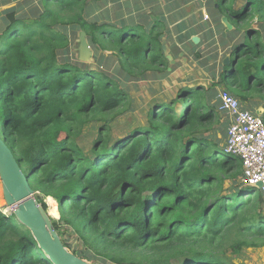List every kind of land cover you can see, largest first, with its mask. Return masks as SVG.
Listing matches in <instances>:
<instances>
[{"label":"trees","instance_id":"1","mask_svg":"<svg viewBox=\"0 0 264 264\" xmlns=\"http://www.w3.org/2000/svg\"><path fill=\"white\" fill-rule=\"evenodd\" d=\"M88 1L22 0L6 13L0 33V138L37 203L45 212L44 199L58 204L59 220L51 223L59 238L68 225L82 247L72 253L100 264H234L226 242L231 255L264 247L259 190L242 181L238 158L203 135L218 123L207 90L180 89L175 99L153 103L145 125L112 139L109 124L129 109V94L98 69L100 60L96 68L65 57L66 26L85 33L95 56L115 51L122 80L138 82L166 76L161 46L171 30L162 17L151 25L101 23L89 17ZM232 2L217 0L229 21L256 16L260 25H246L228 49L217 84L264 110V0L237 9ZM175 29L180 42L188 39L182 22ZM90 122L98 123L97 138L86 154L77 140ZM139 250L141 257L133 253ZM0 264H51L3 210Z\"/></svg>","mask_w":264,"mask_h":264},{"label":"rangeland","instance_id":"2","mask_svg":"<svg viewBox=\"0 0 264 264\" xmlns=\"http://www.w3.org/2000/svg\"><path fill=\"white\" fill-rule=\"evenodd\" d=\"M21 1L0 0V33L5 28L6 13L15 9L16 5ZM244 4L245 0H233L231 5L237 9ZM86 5L90 7L89 17L97 19L101 23L110 22L111 24H117L119 21L124 20L128 23L151 25L153 20L162 17L167 21V29L171 30V37L162 40V44L165 41L168 55L171 58V62H173V64H170L168 61L166 76L162 78L161 75L155 73V76L151 75L148 80L138 82L122 80L121 74L116 71L117 58L113 50L104 51L96 56L91 50V62H82L79 59L77 48L78 37L83 31H79L77 27L66 26L65 32L70 44L67 55L64 56L69 60L71 59V61L78 59V62L93 65L96 68H98L96 61L100 60L98 63L100 68L98 69L118 78L121 87L123 86V89L129 94V109L116 116L109 124L113 140L123 138L126 133L137 125H145L153 103L169 102L175 99L180 89L201 87L205 92L206 90L208 91L211 104L217 107L218 93L222 90L229 92L224 85L217 84L228 49L240 41L239 35L243 32L246 25H249L250 29H257L260 25V21L256 16L249 19L246 23L233 24L226 18L224 12L218 9L217 0H107L105 5L101 4L100 0H91ZM225 7L228 8L229 5L225 4ZM171 22L174 23L170 25ZM181 22L182 28H184L182 32L189 34L188 39L182 42L178 40V33L175 29V26L177 27ZM145 30H147L146 27ZM158 30H162V28ZM236 30L238 34H235ZM193 34L200 39L199 43L194 46L191 45L192 37L190 38ZM230 95L232 94L230 93ZM240 104L242 105V102ZM179 110H181L180 106L178 107ZM216 112L218 123L214 126L213 131L203 132V135L223 147L226 136L222 135V131L225 128L227 130L229 119L227 115L219 113L218 110ZM97 126L98 123L95 122L87 124L86 128L88 131L83 132L77 140L79 147L86 154H89L92 142L96 141L97 133L95 127ZM221 154H223V150ZM44 202L50 218L58 221L59 212L56 201L46 198ZM262 205V213L264 215V204ZM13 209L10 210L6 207L0 181V210H3L4 214L10 215ZM62 224L63 222H59L60 227ZM61 233L60 239L67 245L69 252L78 253L79 250H82L76 235L68 225H63ZM228 243L223 244V247L232 263L255 264L258 262L264 264V247L254 250L243 249L239 255H231L226 250ZM123 251L127 250L123 249ZM133 253H138L140 257L143 254L140 250ZM88 263L100 264L97 260L89 261Z\"/></svg>","mask_w":264,"mask_h":264},{"label":"water","instance_id":"3","mask_svg":"<svg viewBox=\"0 0 264 264\" xmlns=\"http://www.w3.org/2000/svg\"><path fill=\"white\" fill-rule=\"evenodd\" d=\"M199 41L198 37L191 38L193 45H197ZM161 48L165 59L173 64L165 41ZM77 51L82 62H91L92 52L85 33H81L78 37ZM223 65L229 66L228 57ZM262 114L258 111L256 115ZM0 181L6 207L14 208L12 214L15 219L30 232L38 248L51 264H90L64 247L51 223L49 214L35 200L34 192L28 183V176L22 172L13 152L2 138H0Z\"/></svg>","mask_w":264,"mask_h":264},{"label":"built area","instance_id":"4","mask_svg":"<svg viewBox=\"0 0 264 264\" xmlns=\"http://www.w3.org/2000/svg\"><path fill=\"white\" fill-rule=\"evenodd\" d=\"M216 102L229 119L223 154L240 160L242 181L259 190L264 200V121L225 90L218 93Z\"/></svg>","mask_w":264,"mask_h":264},{"label":"crops","instance_id":"5","mask_svg":"<svg viewBox=\"0 0 264 264\" xmlns=\"http://www.w3.org/2000/svg\"><path fill=\"white\" fill-rule=\"evenodd\" d=\"M130 3L132 4V2L130 1ZM205 18H207V17H205ZM182 33H184V32H182ZM235 98V97H234ZM236 99V98H235ZM237 100V99H236ZM238 102H239V100H237ZM253 102V100H251V101H248V102H245V103H242V105H241V107L243 108V109H245V110H248L249 112H251V113H253V114H257V112L258 111H261V113H263V108H256V106H254V105H252L251 103ZM240 103V102H239ZM255 103H258V101H255ZM219 111V110H218ZM219 113H221L222 114V112L221 111H219ZM226 135H227V132H226ZM226 138V137H225ZM223 148V147H222ZM252 250H254V249H252ZM250 264V263H249ZM251 264H253V263H251ZM255 264H260V263H255Z\"/></svg>","mask_w":264,"mask_h":264},{"label":"bare ground","instance_id":"6","mask_svg":"<svg viewBox=\"0 0 264 264\" xmlns=\"http://www.w3.org/2000/svg\"><path fill=\"white\" fill-rule=\"evenodd\" d=\"M218 150H219V149H218ZM220 158H221V157H220ZM11 209H12V208H11ZM11 209H10V210H11ZM12 212H13V210H12Z\"/></svg>","mask_w":264,"mask_h":264}]
</instances>
